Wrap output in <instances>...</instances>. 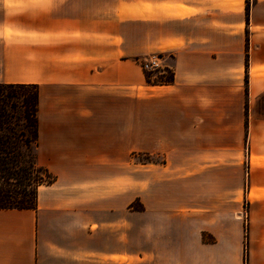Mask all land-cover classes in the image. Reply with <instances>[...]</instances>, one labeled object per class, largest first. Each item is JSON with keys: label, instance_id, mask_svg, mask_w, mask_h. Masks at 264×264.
Returning a JSON list of instances; mask_svg holds the SVG:
<instances>
[{"label": "crops", "instance_id": "0c3cea01", "mask_svg": "<svg viewBox=\"0 0 264 264\" xmlns=\"http://www.w3.org/2000/svg\"><path fill=\"white\" fill-rule=\"evenodd\" d=\"M0 84L37 86L54 175L0 208V264H244V195L264 264V0H0Z\"/></svg>", "mask_w": 264, "mask_h": 264}, {"label": "rangeland", "instance_id": "374dc122", "mask_svg": "<svg viewBox=\"0 0 264 264\" xmlns=\"http://www.w3.org/2000/svg\"><path fill=\"white\" fill-rule=\"evenodd\" d=\"M136 59L138 63L143 67L145 75L148 74V76L151 77L152 82H155V80L157 81L159 79H164L168 75L166 67H170L171 69H173L174 55L172 52H153L151 54L138 56L136 57ZM153 60L158 63L157 68H144L143 64L145 62L151 63ZM147 71L150 72L148 73ZM34 92L35 89L33 86L27 88L9 86L3 87V100L5 102L4 109H6L7 112L13 113L14 115L21 116V107L23 102L22 93H26L28 96H31ZM9 93H13V95H10ZM12 103H14V105L18 107L17 110L13 109V107L11 106ZM21 120L22 116L20 117V120H18V124L11 128L15 131L16 134L11 132L10 129L7 130L5 127H3V129L5 130L0 133V135H2L0 136V147L2 149L5 148L7 152L13 151V153L9 154L10 160L15 161L16 158L18 159V163H0V188L10 187V189H12L15 193L18 192V196L27 195L31 199H33L35 196L37 185L49 179V175L44 171L42 166L36 162V145L33 139V134L30 132L29 139L31 140V142L29 143L28 147H26L22 140L13 138L21 130L24 129ZM6 135L8 136V138L6 139L5 143H2V140ZM132 159L137 162L161 161L163 160V155L158 153L151 154L134 152L132 153ZM242 205L244 223V264H248V243L252 205L250 199H248L246 195H244V197L242 198ZM140 207L141 205L139 202L136 201L132 203V208L134 210H138L140 209ZM141 237L142 234L138 232L136 220V228L132 229V240L134 239L135 241H138Z\"/></svg>", "mask_w": 264, "mask_h": 264}, {"label": "trees", "instance_id": "16d2710c", "mask_svg": "<svg viewBox=\"0 0 264 264\" xmlns=\"http://www.w3.org/2000/svg\"><path fill=\"white\" fill-rule=\"evenodd\" d=\"M168 71V75L164 79L155 80V82H152V79L148 74H146V80L148 84L153 85H162V84H170L174 80V70L170 67H166ZM148 73L150 71H147ZM9 86V87H19V88H27L30 86H33L35 89V92L33 95L28 96L26 93H22L23 102H22V125L24 127L23 130H21L16 136H14V139H20L22 142L26 145V147L29 146V143L31 140L29 139L30 132L33 134V139L35 141V145L37 143V137H38V119H37V104H38V89L35 85H28V84H0V133H2L5 129L11 130V132L15 133L13 129H11L13 126L18 124V120H20L19 115H14L13 113L7 112L4 106V100H3V87ZM10 95H13V93H9ZM7 94V95H9ZM3 104V105H2ZM14 110H17L18 107L14 105V103L11 104ZM21 125V124H20ZM16 134V133H15ZM2 136V135H0ZM8 136H4L2 143L6 142V139ZM3 150V151H2ZM13 153V151H6L5 148L0 147V163H18V159L16 158L15 161L10 160L9 154ZM18 153V152H17ZM20 155V153H19ZM37 162V160H36ZM44 171L49 175V179H47L45 182L42 183H51L54 180V175L49 172V170L42 166ZM41 184V183H39ZM38 184V185H39ZM37 185V186H38ZM37 187L35 190V196L33 199H31L27 195H21L18 196V192H14L12 189L9 188H0V208H36L37 207Z\"/></svg>", "mask_w": 264, "mask_h": 264}, {"label": "built area", "instance_id": "2783aa9c", "mask_svg": "<svg viewBox=\"0 0 264 264\" xmlns=\"http://www.w3.org/2000/svg\"><path fill=\"white\" fill-rule=\"evenodd\" d=\"M143 66H144V68H146V69H154V68H157L158 67V63L156 62V61H152L151 63H149V62H145L144 64H143Z\"/></svg>", "mask_w": 264, "mask_h": 264}]
</instances>
